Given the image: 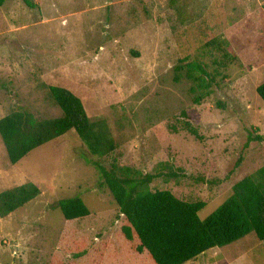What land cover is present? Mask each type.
Returning a JSON list of instances; mask_svg holds the SVG:
<instances>
[{
  "label": "rangeland",
  "instance_id": "1",
  "mask_svg": "<svg viewBox=\"0 0 264 264\" xmlns=\"http://www.w3.org/2000/svg\"><path fill=\"white\" fill-rule=\"evenodd\" d=\"M24 1L0 9V119L14 111L59 118L48 87L69 90L115 142L96 160H115L137 178L180 170L182 178H157L148 190L204 202L200 219L264 167L256 92L264 83V0H27L33 8ZM212 40L236 59L222 67V54L206 46ZM183 58L218 70L199 104L184 72L175 81ZM183 111L199 139L184 130ZM86 150L71 130L11 164L0 138V194L29 183L40 191L0 216V264H154L137 252L136 236L122 233L126 221L81 156ZM74 196L90 215L67 221L57 203ZM186 264H264V241L251 233Z\"/></svg>",
  "mask_w": 264,
  "mask_h": 264
},
{
  "label": "trees",
  "instance_id": "2",
  "mask_svg": "<svg viewBox=\"0 0 264 264\" xmlns=\"http://www.w3.org/2000/svg\"><path fill=\"white\" fill-rule=\"evenodd\" d=\"M7 1L0 0V9ZM24 2L30 8L34 7L29 1ZM206 46L214 47L222 54V67L236 59L222 42L212 40ZM175 72L178 73L175 81L179 80V73L184 72L194 85L191 93L198 92L193 100L195 104L210 95L218 76V70L210 71L200 61L189 58L179 60ZM48 90L61 111L59 118L38 120L27 112L14 111L0 119V138L10 163H18L34 149L74 130L87 149L81 156L98 172L101 186L110 192L126 221L122 233L128 241L137 237L138 253L147 252L154 264H185L210 249L226 247L251 233L264 241V167L255 176L237 182L232 187V195L206 219H200L198 213L205 207L204 202H186L170 191L148 190L157 178H182L180 170L168 168L166 172L163 169L164 172L160 170L137 178L115 160L108 167L104 166L95 158L108 156L116 149L106 123L90 121L81 100L69 90L56 86H50ZM256 92L264 102V83ZM190 116L192 113H181L185 119L184 130L199 139ZM250 140L261 141V138L250 137ZM39 194V189L30 183L1 193L0 216L14 212ZM57 207L67 221L90 215L88 207L77 196L60 200Z\"/></svg>",
  "mask_w": 264,
  "mask_h": 264
},
{
  "label": "crops",
  "instance_id": "3",
  "mask_svg": "<svg viewBox=\"0 0 264 264\" xmlns=\"http://www.w3.org/2000/svg\"><path fill=\"white\" fill-rule=\"evenodd\" d=\"M186 264V263H185Z\"/></svg>",
  "mask_w": 264,
  "mask_h": 264
}]
</instances>
